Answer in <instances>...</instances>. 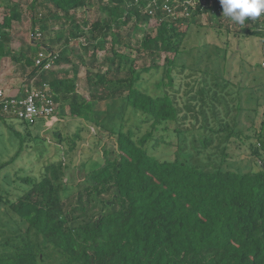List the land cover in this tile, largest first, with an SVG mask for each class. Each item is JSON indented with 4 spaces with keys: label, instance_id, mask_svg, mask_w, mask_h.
Here are the masks:
<instances>
[{
    "label": "trees",
    "instance_id": "obj_1",
    "mask_svg": "<svg viewBox=\"0 0 264 264\" xmlns=\"http://www.w3.org/2000/svg\"><path fill=\"white\" fill-rule=\"evenodd\" d=\"M94 1L41 0L47 13L43 18L33 15L29 49L17 53L8 44L14 39V23L24 16L23 4L0 0V64L11 57L26 76L19 93L34 77L36 86H50L54 115L60 110L71 119L67 126L76 129L73 133L56 130L58 144L68 147L65 155L78 145L82 149L87 141L89 146L81 151L83 161L74 168L75 175L83 172L76 192L69 190L71 178L67 177L73 157L69 163L63 158L50 160L39 177H19L24 186L7 201L19 223L0 246V264H264V135L255 133L258 142L250 144L257 168H222L227 143L250 141L254 136L245 135L237 119L232 125L219 118V105L229 113L226 96L232 81L225 78L228 72L196 68L202 61L197 56L191 66L168 57L156 84L160 91L152 94L142 88L144 73L159 66L136 68L134 59L117 47H133L120 28L136 18L156 23V34H145L137 49L175 56L190 51L192 24L203 17L218 19L222 15L219 0L211 6L195 0L189 14L176 20L161 11L151 15L150 0H101L100 9L108 15L92 23L93 59L88 63L81 58L87 65L86 94L78 89L79 64L70 70L36 72L35 59L45 46L35 38L43 20L42 31L50 20L62 29L69 23L68 43L85 36L76 13L92 7ZM37 2L28 8L33 10ZM261 17V22L260 17L246 20L245 24L255 21L257 26L245 36L261 38L263 44ZM198 41L200 51L203 44ZM98 50H107L100 65L95 57ZM58 54L57 63L72 62L65 51ZM128 113L139 116L146 129L128 125ZM91 127L101 134L92 141L83 135ZM106 135L110 141L100 147ZM172 136L186 146L179 143L174 158L163 157L157 150L163 143L171 144ZM188 142L199 147L195 157L184 154ZM214 146L217 152L202 161L201 154ZM95 152L96 160L89 164Z\"/></svg>",
    "mask_w": 264,
    "mask_h": 264
},
{
    "label": "rangeland",
    "instance_id": "obj_2",
    "mask_svg": "<svg viewBox=\"0 0 264 264\" xmlns=\"http://www.w3.org/2000/svg\"><path fill=\"white\" fill-rule=\"evenodd\" d=\"M17 1H21L23 4L24 16L21 21L14 23L11 31L14 39L8 46L19 53L23 50H28L33 39V15L36 14L37 18H43L47 13V9L41 5V0H38L33 10L29 9L28 6L33 4L34 0ZM106 1L104 0L103 2ZM102 5L101 0H96L92 7L82 8L76 13L78 22L84 32L87 33L79 39H71L68 43L70 24L65 23V27L62 29L60 24H55L52 20L46 22L48 29L44 31H42L44 20L39 22L37 32L43 34L38 36L40 38H35V41L41 46L53 49L55 53L65 51L67 56L71 57L72 62L61 61L56 63L52 71L70 70L74 64L80 65L79 76L81 80L78 82V89L86 94H88V88L84 84V77L87 65L81 62V58L84 57L88 63L93 59L95 50L92 47V43L94 40L90 30L92 23L98 17L104 20L108 15L107 11L100 9ZM262 19L263 17L260 16V22ZM85 21L87 25H85ZM215 21L218 22L215 23ZM256 26L255 21L241 26L222 15L218 19L203 17L201 21L192 24L191 38L188 44H192L194 47L190 51L187 49L179 56L168 52L150 54L135 47L145 34H156V23L154 21L143 23L133 18L127 25H122L120 28L123 37L132 42L133 47L129 48L122 44L117 47L120 52L134 59L136 68L142 69L153 64L159 66L158 69L153 68L150 72L144 73L145 82L142 88L152 94L160 91L156 84L162 76V67L168 57L171 59L175 58L178 64L183 63L191 66L197 56L202 61L198 63L196 68L203 70L205 68H208V70H212V68L222 70L224 68L228 72L225 78L232 81L227 89L229 94L226 96V101L229 104V113L226 114L224 107L219 105L221 108L218 112L219 118L231 121L232 125V120L237 119L238 127L245 131V135L251 134L254 136L250 138V141L232 139L227 143L228 155L223 161V169L247 170L249 168H257L259 163L256 156L252 153L250 144L258 142L257 137H255L256 134L262 133L264 135V69L262 68L264 43L262 44L261 38L245 36L246 32L253 30ZM227 30L229 31L228 34L226 33ZM216 31H219V33H215ZM237 33L239 34L237 35ZM240 33L243 35H240ZM198 40L203 44V48L200 51L196 47L197 43H199ZM107 46H109V43ZM106 55L107 50L96 51V63L100 65L105 60ZM25 77L17 66L13 65L11 57L1 61L0 88L13 86L10 90L17 89L19 83H22ZM182 83H184L183 80ZM208 114L212 116L211 111ZM66 115H69L68 111H66ZM127 117L129 118L128 125L135 124L141 126L142 130L146 129L147 124L142 123L139 116L128 113ZM70 120L68 116L61 115L60 110L57 111L56 115L49 118H38L34 123L23 121L12 115L0 116V246L12 234L11 230L19 223L18 216L7 204L8 199L16 198L21 192L22 186H24V182L19 177L26 175L39 177L50 160H62L63 158L65 163H69V159L73 157L71 168L67 170V177L71 178L69 190L76 192L79 188L77 184L82 180L83 172L75 175L74 168L83 161L84 157H79V154L82 150L89 148L88 141L85 142L82 149L78 145L75 151L65 155L68 147L60 146L56 136L57 129L69 133L76 131L73 125L69 124V127L67 126ZM83 135L85 139L88 138L92 141L101 134L96 131V128L91 127L84 130ZM171 138V144L163 143L157 150V153H161L163 157L174 158L179 148L178 144L182 143L181 145H185L180 141V138L178 139L176 136ZM107 141H110L108 135L104 137L100 147ZM195 143L188 142L189 148L184 151V154L187 153L191 156L196 153L195 151L199 147ZM217 143L218 139L215 137L214 145L216 146ZM215 146L201 154L200 158L202 161L209 157V153L217 152ZM63 150L64 153H62ZM95 153L89 164L96 160L98 152ZM192 162L195 163L193 160Z\"/></svg>",
    "mask_w": 264,
    "mask_h": 264
},
{
    "label": "built area",
    "instance_id": "obj_3",
    "mask_svg": "<svg viewBox=\"0 0 264 264\" xmlns=\"http://www.w3.org/2000/svg\"><path fill=\"white\" fill-rule=\"evenodd\" d=\"M203 3L211 6L214 0H203ZM195 4V0H150L147 8L151 15L161 11L162 14L171 20H176L183 14L188 15L189 6H195ZM180 7H183V10H179ZM41 35V32L36 33L37 37ZM58 55L54 51L43 49L35 59L34 67L36 72L42 74L53 70L57 63ZM36 78L34 77L29 84L24 85L22 93L15 95H9L3 88H0V114L12 115L29 123H34L38 118L53 116L56 103L51 88L47 83L42 87L36 86L34 83Z\"/></svg>",
    "mask_w": 264,
    "mask_h": 264
},
{
    "label": "clouds",
    "instance_id": "obj_4",
    "mask_svg": "<svg viewBox=\"0 0 264 264\" xmlns=\"http://www.w3.org/2000/svg\"><path fill=\"white\" fill-rule=\"evenodd\" d=\"M222 6V16L245 26L246 20H255L264 14V0H219Z\"/></svg>",
    "mask_w": 264,
    "mask_h": 264
},
{
    "label": "crops",
    "instance_id": "obj_5",
    "mask_svg": "<svg viewBox=\"0 0 264 264\" xmlns=\"http://www.w3.org/2000/svg\"><path fill=\"white\" fill-rule=\"evenodd\" d=\"M23 82L22 83L21 82L19 83L17 89L14 88L13 90H10V88H12L13 86H11L9 88H3V87H1V88H3L7 94H9V95H15V94L19 93V91L21 90V88L23 86Z\"/></svg>",
    "mask_w": 264,
    "mask_h": 264
}]
</instances>
